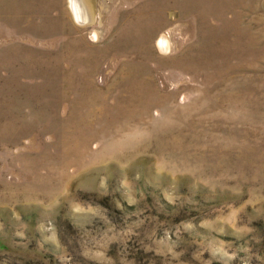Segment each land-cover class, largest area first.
Returning a JSON list of instances; mask_svg holds the SVG:
<instances>
[{"label":"rangeland","instance_id":"374dc122","mask_svg":"<svg viewBox=\"0 0 264 264\" xmlns=\"http://www.w3.org/2000/svg\"><path fill=\"white\" fill-rule=\"evenodd\" d=\"M83 2L0 0V264H264V0Z\"/></svg>","mask_w":264,"mask_h":264},{"label":"water","instance_id":"95a60500","mask_svg":"<svg viewBox=\"0 0 264 264\" xmlns=\"http://www.w3.org/2000/svg\"><path fill=\"white\" fill-rule=\"evenodd\" d=\"M72 7L74 14L76 16V19L80 23H84L87 21V12L84 5L83 0H72Z\"/></svg>","mask_w":264,"mask_h":264},{"label":"bare ground","instance_id":"6f19581e","mask_svg":"<svg viewBox=\"0 0 264 264\" xmlns=\"http://www.w3.org/2000/svg\"><path fill=\"white\" fill-rule=\"evenodd\" d=\"M84 1V0H83ZM87 6V5H86ZM88 8V7H87ZM161 41V40H160ZM162 43V42H161Z\"/></svg>","mask_w":264,"mask_h":264}]
</instances>
